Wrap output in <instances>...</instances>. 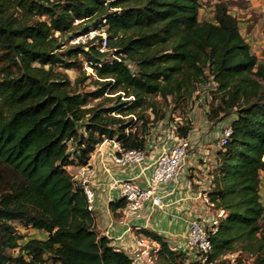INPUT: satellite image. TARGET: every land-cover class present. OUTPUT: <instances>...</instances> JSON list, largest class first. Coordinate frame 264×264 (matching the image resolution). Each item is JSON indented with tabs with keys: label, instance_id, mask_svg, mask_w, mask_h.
<instances>
[{
	"label": "trees",
	"instance_id": "obj_1",
	"mask_svg": "<svg viewBox=\"0 0 264 264\" xmlns=\"http://www.w3.org/2000/svg\"><path fill=\"white\" fill-rule=\"evenodd\" d=\"M200 6V0H0V264H43L47 256L55 264H133L96 232L67 168L87 164L105 139L146 149L145 113L151 110L152 122L166 116L158 97L180 103L208 82L214 94L208 120L236 114L212 171L209 196L225 215L210 236L211 260L228 264L223 256L240 251L264 264V63L243 38L229 1L215 4L213 21L200 19ZM95 29L106 32L108 51L100 50L99 35L62 48L60 37ZM85 62L97 76L92 90L78 87L91 76L85 70L74 82L65 72ZM113 100L115 106L106 105ZM192 129L188 120L178 136ZM124 204L121 198L113 206ZM17 221L47 237L21 243ZM142 232L160 242L158 264H194L161 235Z\"/></svg>",
	"mask_w": 264,
	"mask_h": 264
},
{
	"label": "crops",
	"instance_id": "obj_2",
	"mask_svg": "<svg viewBox=\"0 0 264 264\" xmlns=\"http://www.w3.org/2000/svg\"><path fill=\"white\" fill-rule=\"evenodd\" d=\"M230 11L237 17L240 32L252 52L260 63H264V0H234ZM235 117L236 114H231L221 121L214 122L213 125L205 118L203 121L199 119L194 121L193 129L187 137L197 143V152L188 158L177 178V183L170 181L160 185L157 195L162 198V208L157 209L151 216L149 225L144 227L145 230L161 235L169 245L185 249L183 245L186 242L189 219L192 216L205 220L210 218L211 212L201 198L197 197V192L209 183L221 149L217 145L218 136L225 125ZM159 152L158 148L154 149L152 144H148L143 162L122 166L115 163L116 148L114 143L108 140L102 145L101 150H95L91 155L89 163L96 170L93 179L97 195L93 213L95 230L107 238L109 235L115 237L110 244L125 253L128 247L134 245V234L128 231L129 225L139 223L145 226L146 220H130L128 224L120 221V207L113 205L121 199V195L119 190L112 187V182L135 178L141 186H146ZM73 167L67 169L70 171ZM260 196L264 205V170L260 172ZM149 208L150 203L146 202L143 209L145 216L149 215ZM162 229H165V233ZM33 230L40 235L38 238L47 237L46 233Z\"/></svg>",
	"mask_w": 264,
	"mask_h": 264
},
{
	"label": "built area",
	"instance_id": "obj_3",
	"mask_svg": "<svg viewBox=\"0 0 264 264\" xmlns=\"http://www.w3.org/2000/svg\"><path fill=\"white\" fill-rule=\"evenodd\" d=\"M96 35L101 37L100 50L108 51V37L105 31L91 30L87 33L77 35L71 38V44H86ZM231 122L222 129L217 145L222 148L227 144L232 134ZM110 139H105L97 145L95 150H101L102 145ZM116 148L114 161L118 165L126 166L141 163L146 157V149H123L119 141L111 140ZM148 146V144H147ZM197 143L192 142L188 137L176 136L172 143L159 152L155 162L152 175L146 186H141L140 182L135 179L114 180L112 187L119 190L121 198L125 199V204L119 208L122 223L128 224L131 220H146L145 226L138 224H130L128 231L134 234V245L126 249V253L132 259L133 264H158L161 245L160 242L146 235L142 230L147 227L151 221V216L157 209L162 208V198L157 195V191L161 184L174 181L184 169L186 162L190 156H194L197 152ZM72 181L75 187L80 188L85 197L87 209L93 214L96 204V189L93 179L96 170L89 162L87 164L74 166L70 170ZM211 176L207 186H203L198 191L200 198L211 212L209 219L192 216L189 219L188 231L186 235V248L180 249L177 245L171 246L173 250H181L187 252L190 256L189 261L194 264H216L211 260L212 244L210 236L217 231L220 218L225 215L224 210L215 208L214 202L210 199L209 193L213 189ZM150 203L149 215L145 216L143 209L145 203ZM109 241L114 240L112 235L108 236ZM114 247V246H113ZM120 250L118 247H114ZM122 251V250H121ZM243 253L240 251L231 252L223 256L228 264H240ZM251 264H254V257L249 255ZM242 262L243 259H242Z\"/></svg>",
	"mask_w": 264,
	"mask_h": 264
},
{
	"label": "rangeland",
	"instance_id": "obj_4",
	"mask_svg": "<svg viewBox=\"0 0 264 264\" xmlns=\"http://www.w3.org/2000/svg\"><path fill=\"white\" fill-rule=\"evenodd\" d=\"M218 1H229L230 6L231 4L234 3V0H200V3H201L200 14H199L200 19L213 21L214 12H215V4ZM56 35L58 36L59 33H57ZM60 40L64 42L62 46L63 49L71 45V42L69 38H67V36L60 37ZM95 44L99 45V40H95ZM82 70H85L87 74L91 76L86 82L78 85V87L79 86L84 87L85 90L94 89L95 88L94 81L95 79H97V76L93 68L88 64V62L84 63V68L81 70L77 68H72V69L65 70V72L68 73L71 81L74 82L78 77L81 76ZM212 88H213L212 82H208L206 85H200L198 87V90L192 96V98L187 99V100H182L180 103L174 102L171 97H169L167 101H164L161 97H158V101H160V105H161L160 108H164L166 110V116L164 119L160 121L152 122L154 116L151 113V110H148L145 113L146 117H149V121H151V123L148 124L147 130H146L147 144H152V147L154 149L158 148L159 151H162L166 146L172 143L173 139H175L176 136H178L179 126H184L188 120L192 121V124L194 125V121L196 119H199L201 121L204 120L203 118L208 119L207 115L212 108L213 96H214ZM107 95L114 96L110 94H107ZM100 101L101 99L93 100L90 105L97 104ZM105 103L106 105H109V106H112V105L115 106L117 104L115 103L114 100L106 101ZM210 124L213 125V123H210ZM141 125H143L142 122L136 124L137 126L136 128H138L139 131H141ZM136 128L135 126L133 127L134 130H136ZM216 128L218 129V125ZM197 197L200 199L198 192H197ZM15 224H16L18 233L23 237V239L21 240V243L26 242L30 238L40 237V235L37 234L33 230L32 227L25 226L23 223L18 222V221L15 222ZM162 230H164V233H165V229H162ZM185 245H186V242L184 243L183 248H186ZM171 246L173 245H170V248L172 249ZM18 252H19V248L10 251L12 255H17ZM242 259L244 262H240L241 264H251V259L249 258V254L243 253ZM158 261L159 263H162L164 261L162 256L159 255ZM221 261L222 260H218L217 262L219 263ZM43 264H55V263H53L51 259H49L47 256Z\"/></svg>",
	"mask_w": 264,
	"mask_h": 264
}]
</instances>
